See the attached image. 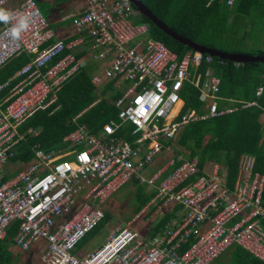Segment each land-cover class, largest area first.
<instances>
[{
	"label": "built area",
	"instance_id": "built-area-1",
	"mask_svg": "<svg viewBox=\"0 0 264 264\" xmlns=\"http://www.w3.org/2000/svg\"><path fill=\"white\" fill-rule=\"evenodd\" d=\"M8 1L0 0V6ZM11 11L28 15L30 26L18 41L7 34L10 25L0 27V69L21 53L29 60L0 84V94L6 90L0 100V240L17 221L13 245L28 251L42 239L41 264H211L234 245L264 263L258 228L264 218V175L254 172L252 155L243 156L232 187L218 164L201 172L197 158L170 156L151 176L143 175L185 125L236 109H218L220 78L210 68L199 71L210 55L194 51L179 57L151 37L146 24L132 21L139 12L130 0H85L73 19L79 35L68 41L55 37L36 0H24ZM84 30L92 39L93 59L107 62L91 82L114 81L120 90L113 101L116 118L97 133L78 125L64 137L68 145L62 149L45 151L35 144V158L4 179L19 142L26 133L38 135L37 129L20 133L19 126L36 112L51 110L64 81L85 65L74 52L85 43ZM122 80L125 88L118 85ZM187 81L200 91L201 112L183 111L180 91ZM263 93L264 76L255 97ZM256 105L251 100L241 107ZM133 178L154 187L151 203L179 206L176 220L149 238L129 224L119 227L93 251L75 255L80 240L103 219L104 204Z\"/></svg>",
	"mask_w": 264,
	"mask_h": 264
},
{
	"label": "trees",
	"instance_id": "trees-1",
	"mask_svg": "<svg viewBox=\"0 0 264 264\" xmlns=\"http://www.w3.org/2000/svg\"><path fill=\"white\" fill-rule=\"evenodd\" d=\"M23 1L9 0L0 8L12 10ZM140 1L178 34L206 47L228 52H236L237 50L225 49L223 45H227L229 42L221 41L222 36L237 34L236 24L240 21L243 22L246 17H252L249 22L253 26L254 17H259L262 20V25H264V0H236L231 10L223 5L225 0H213L209 4V0ZM230 12L234 14L231 24L228 23ZM132 21L146 24L149 35L164 42L179 57L194 52L188 46L165 34L143 15L138 14L132 18ZM2 25L3 23H0V27ZM252 54L264 55V50H258ZM28 60L29 56L21 53L3 66L0 69V84L12 77L15 71ZM262 66H264L262 63H242L237 66L235 62L218 57H212L209 63L203 61L199 66V71L204 74L206 68L209 67L221 81L217 93L218 109L222 110L225 106L236 107V109L213 118L188 123L182 128L176 139L179 146L189 151L187 158H197L201 172L205 169L207 161L218 164L216 160L224 158L222 176L229 187L233 186L244 155H252L255 158L254 172L264 175V93L260 98L255 97L256 86L264 72ZM91 74V64L80 67L58 90L57 101L52 109L56 106L57 108L53 112L50 113L52 109L38 111L19 126L20 133L26 132L28 129H37L38 135L26 133L25 138L17 145L16 154L11 163L19 162L22 165H27L31 162L35 158V144H39V147L45 151L65 148L67 143L64 137L78 124H85L93 133H97L103 124L117 116L118 108L113 105V101L120 96V93L118 91L111 92L108 98L103 95L111 89L112 83L110 82L100 91L102 97H99L97 87L91 82ZM16 81L17 78L13 79L11 83ZM3 94L5 92L0 96ZM180 96L184 101L183 111L194 108L201 112L199 110L202 105L199 97L200 91L189 81L183 84ZM251 100H256L258 105L241 107L243 102ZM180 105L181 103H178L175 110ZM173 157L177 158V156ZM178 162L180 161L176 163ZM9 177L6 175L4 179ZM130 183H133L134 186V196L137 202L134 212L136 213L150 202L156 191L155 189L146 191L143 185L145 183H140L135 178ZM110 215L109 211L105 210L103 220L87 235L97 232L104 226L103 224H108ZM171 215V212H165L164 216L158 218L156 231L161 230L167 224ZM117 224L119 223H115L114 229H116ZM259 225L264 230V218L260 219ZM17 228V221L11 223L7 229L6 237L0 240L1 264H4L2 256L4 246L2 243L11 242L13 244L12 238ZM86 236L77 244L76 251H80V246L83 245ZM236 248L237 256L242 260L238 263L233 262V264H264L253 256L249 257V253L242 248L238 246Z\"/></svg>",
	"mask_w": 264,
	"mask_h": 264
},
{
	"label": "rangeland",
	"instance_id": "rangeland-1",
	"mask_svg": "<svg viewBox=\"0 0 264 264\" xmlns=\"http://www.w3.org/2000/svg\"><path fill=\"white\" fill-rule=\"evenodd\" d=\"M37 1V0H36ZM52 2H44L42 1H37V5L39 7V10L41 14L45 17L48 23H52L53 21V7ZM254 25L252 26L251 24L244 26L242 23L237 25V34L233 35H226L222 36L221 41H226L229 42L227 45H223V47L227 50H240L244 52H249V53H255L258 50H264V29L261 30L260 25H261V20L259 17H254ZM253 22V21H252ZM54 27V26H53ZM253 28V29H252ZM247 29H252L250 34H244L245 30ZM261 48V49H259ZM90 61L96 63L95 66L93 65V70L98 69L102 71V69L107 65L106 61L102 60H94L91 56ZM264 69V66H262ZM209 67L206 68L208 70ZM201 72V71H200ZM264 76V72L262 74ZM100 86H103L101 83ZM105 87V86H104ZM103 87V88H104ZM115 89V85L112 84L111 89L106 91L103 95L108 97V95L113 92ZM97 93L99 97H102L100 95V90L97 89ZM177 137L170 142L169 148H163L162 152L158 155L160 156L161 160H164L170 156H177V158H187L189 151L183 148L182 146H179L176 142ZM157 156V157H158ZM155 158V160L157 159ZM71 159V158H68ZM224 158H219L216 161H218L219 166V172L222 175L224 173V165H223V160ZM155 162V161H154ZM213 161H207L205 163V170L208 172L211 170L213 167ZM13 164V163H11ZM10 165V164H9ZM26 165H22L19 162L16 164H13L11 166L5 167V172L7 175L10 177L16 174L17 172L21 171L24 169ZM222 167V168H221ZM147 171L143 172V175L148 178L149 173H146ZM131 181V180H130ZM129 183L126 186H123L118 192H116L113 196H111L110 199L104 204L103 209L109 211L110 215V221L108 224H103L97 232L91 233L86 236L85 241L83 242V245H81L80 251H74L73 253L77 256L84 255L94 249L98 244L102 241H104L105 237L107 234L115 231L117 228L125 226V225H130V228H136L138 232L143 236L147 237L149 235L150 228L153 224H156L157 219L163 216V213L167 211L166 204L164 205L162 201H157L154 205V207H150L149 209L145 210V212L139 213L137 211L136 213L134 212L135 206H137V202L135 200L134 196V186L133 183ZM145 186V190L149 191L151 189H154L153 186L149 184H143ZM150 186V187H149ZM85 191H81L78 196V202L80 203V200L83 196ZM151 201V200H150ZM148 204V203H147ZM146 204V205H147ZM152 206V205H151ZM103 220V219H102ZM117 224L116 229H114L115 223ZM208 223H206L207 225ZM205 225V226H206ZM132 226V227H131ZM200 228L202 229L203 226L201 225ZM259 231L264 235V230L259 228ZM43 240L40 239L37 242H34L31 246L34 250V255L29 261V254L25 251L20 250L18 247L14 246L11 244V242H3L4 246V253L2 254L4 258V264H41L39 260V249L42 246ZM78 250V248H77ZM20 257V258H19ZM17 260V261H16ZM16 261V263H15ZM215 261L212 264H216Z\"/></svg>",
	"mask_w": 264,
	"mask_h": 264
},
{
	"label": "crops",
	"instance_id": "crops-1",
	"mask_svg": "<svg viewBox=\"0 0 264 264\" xmlns=\"http://www.w3.org/2000/svg\"><path fill=\"white\" fill-rule=\"evenodd\" d=\"M37 1H42V0H37ZM213 0H209L208 1V4L211 3ZM236 0H233V6H234V3H235ZM44 2H52V6L51 8L53 7V21L52 23L49 25L51 26V28L53 29L54 31V34H55V37L58 38V39H62L64 41H68L72 38H76L78 37L79 33H77L75 31V28L73 26V19L75 18V16L79 15L80 12L83 11L84 7H85V0H44ZM224 2V3H223ZM223 5L224 6H227L228 9H232V5L229 6L227 0L223 1ZM233 18H234V14L230 12L229 16H228V23H232L233 21ZM252 17H246L244 18L243 22H239L238 24L242 23L244 26H247L250 24L249 20L251 19ZM248 23V24H247ZM236 24L235 27L238 25ZM263 24H264V21H263ZM54 26V27H53ZM260 28L261 29H264V25H262V20H261V25H260ZM253 29V28H252ZM252 29H247L246 30V34H250V32L248 31H251ZM82 35L83 36H86V39H85V43L81 44L77 49L74 50L75 52V55H76V58L77 60H79V62H84L85 65L87 64H91L92 65V74H91V78H92V75L93 74H99L101 75L102 72H103V69L101 71L98 70V69H95L93 70V65L95 66L96 63L90 61L91 59V56H93V49H92V39L90 37H87V31L84 30L82 32ZM261 49V48H259ZM219 50V49H218ZM224 51V50H222ZM228 52V51H227ZM236 52L238 53H244V54H252V53H249V52H244V51H240V50H237ZM252 55H259V54H252ZM212 57V56H211ZM93 58V57H92ZM212 59V58H211ZM221 59V58H220ZM232 62H238V61H232ZM84 65V66H85ZM82 66V67H84ZM107 66V65H106ZM71 76V75H70ZM69 76V77H70ZM263 79V76L261 75V79L259 82H261V80ZM66 81V80H65ZM64 81V82H65ZM112 83L113 85L116 84V82L114 81H104L102 84L103 86H100V84H93L97 87V89H99L100 91L103 89V87L107 84V83ZM117 85V84H116ZM119 86H121V88H125L127 86V82L125 81H119L118 83ZM258 85V84H257ZM257 87V86H256ZM116 89V88H115ZM114 91H118L120 93V90H114ZM113 91V92H114ZM5 92L6 94V90L2 91L1 94ZM98 92V91H97ZM5 94H3L2 96H0V100L5 96ZM108 98V97H107ZM116 118V117H115ZM114 119V118H113ZM78 125H85V124H78ZM77 125V126H78ZM87 126V125H85ZM88 127V126H87ZM89 128V127H88ZM90 129V128H89ZM91 130V129H90ZM67 143V142H66ZM68 145V143H67ZM67 147V146H66ZM167 159V158H166ZM166 159L164 160H161L160 159V156L157 157L156 160L153 161V163H151L147 169L145 171H147L146 173H149L148 177L151 176L160 166H162V164L166 161ZM17 162L13 163V164H16ZM13 164H10V165H7L8 166H11ZM217 164V163H216ZM207 171V170H204V172ZM7 175V173L4 175V177ZM8 176V175H7ZM150 187V186H149ZM152 200V199H151ZM152 205V206H151ZM155 205V202L154 203H151L148 202L147 205H145L144 207H146V209L148 210L149 209V206L150 207H154ZM165 205V204H164ZM169 205V204H168ZM167 206V205H166ZM178 207V208H177ZM167 211L166 212H171L172 215H171V218L168 220L167 223H170L171 221H175V217H176V212L179 210V206H176L174 204H171L169 205V207L166 208ZM165 213V212H164ZM164 213H163V216H164ZM158 220V219H157ZM132 225V224H130ZM156 225L157 224H153L150 228V231H149V235L145 238H149V237H154L155 235L159 234V233H162L169 224H166L161 230L159 231H156ZM172 224H170L171 226ZM132 227V226H131ZM258 228H260V225L258 224ZM132 229H134L132 227ZM140 236H142L138 230L135 228L134 229ZM108 235V234H107ZM107 237V236H106ZM105 237V238H106ZM143 237V236H142ZM105 240V239H104ZM104 241L100 242L98 244V246H96L94 249H96L97 247H99ZM42 246L40 247L39 249V255H40V252L43 250V248L45 247V242L43 241L42 243ZM32 247V246H31ZM94 249H92L91 251H93ZM34 250L33 248H30L28 251H25L29 254V260H28V263L29 261H31L30 258L33 257L34 255ZM90 252V251H89ZM250 255V254H249ZM249 257H252V255H250ZM20 258V257H19ZM242 259L240 257L237 256V248L236 246H231L230 248H228L226 251H224L218 258H216L213 262L215 261H218L216 262V264H233V262H240ZM17 261V260H16ZM15 261V263H16ZM212 262V263H213ZM211 263V264H212Z\"/></svg>",
	"mask_w": 264,
	"mask_h": 264
},
{
	"label": "water",
	"instance_id": "water-1",
	"mask_svg": "<svg viewBox=\"0 0 264 264\" xmlns=\"http://www.w3.org/2000/svg\"><path fill=\"white\" fill-rule=\"evenodd\" d=\"M133 6L137 9L139 14L148 18L153 24H155L160 30H162L165 34L172 37L176 41L180 42L191 48L195 52H199L201 54H208L212 57H218L223 60L230 61H238L241 63H262L264 64V55H252V54H244L238 52H227L218 50L215 48L206 47L204 45L198 44L192 41L189 38H186L172 28H170L164 21L159 19L152 11L144 5V3L140 0H130ZM1 264V263H0Z\"/></svg>",
	"mask_w": 264,
	"mask_h": 264
},
{
	"label": "clouds",
	"instance_id": "clouds-1",
	"mask_svg": "<svg viewBox=\"0 0 264 264\" xmlns=\"http://www.w3.org/2000/svg\"><path fill=\"white\" fill-rule=\"evenodd\" d=\"M0 23L10 25L7 34L12 40L18 41L22 33L29 29L30 17L19 11L0 8Z\"/></svg>",
	"mask_w": 264,
	"mask_h": 264
}]
</instances>
